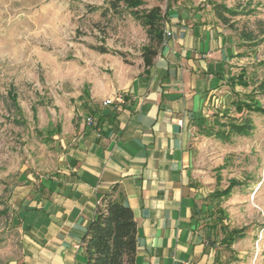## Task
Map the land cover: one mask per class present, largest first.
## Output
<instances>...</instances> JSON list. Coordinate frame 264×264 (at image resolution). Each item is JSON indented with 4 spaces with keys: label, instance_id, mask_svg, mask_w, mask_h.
Returning a JSON list of instances; mask_svg holds the SVG:
<instances>
[{
    "label": "crops",
    "instance_id": "obj_1",
    "mask_svg": "<svg viewBox=\"0 0 264 264\" xmlns=\"http://www.w3.org/2000/svg\"><path fill=\"white\" fill-rule=\"evenodd\" d=\"M188 1L168 5L170 35L150 66L100 54L77 97L61 99V120L47 131L49 168L30 169L9 194L22 244L14 264H84L83 233L113 184L137 224L135 264L221 261L222 236L210 226L215 209L194 173L192 143L234 100L239 86L231 90L227 79L238 51L226 26ZM108 99L113 104L103 105Z\"/></svg>",
    "mask_w": 264,
    "mask_h": 264
},
{
    "label": "rangeland",
    "instance_id": "obj_2",
    "mask_svg": "<svg viewBox=\"0 0 264 264\" xmlns=\"http://www.w3.org/2000/svg\"><path fill=\"white\" fill-rule=\"evenodd\" d=\"M104 1L0 0V200L9 210L0 217V264H14L22 255L20 232L11 221L9 194L30 169L42 173L49 168L54 157L47 131L61 120L60 101L76 98L91 69L97 71V67L91 66L100 63V53L90 45L103 44L123 52L127 64L140 60V48L147 42L145 32L127 11L103 17L88 10L89 5H101ZM219 1L188 3L204 4L211 14L209 3ZM144 2L145 7L159 4L165 11L167 4L173 5L176 0ZM224 2L232 7L248 0ZM249 3L256 11L235 17L236 25L252 30H257V25L264 28V0ZM226 29L237 51L245 52L234 60L239 64L235 65L236 73L240 68L251 71L258 61L264 60V43L255 48L242 46L237 35ZM262 72L263 68H258L259 78ZM9 88L16 95L20 112L7 97ZM251 90V86H239L236 93H231L236 99L256 94ZM253 98L258 106H264L263 95ZM231 104L219 112L228 109L230 116L238 118ZM31 106L36 108V120L32 119ZM53 108L57 109L58 118L54 117ZM19 114L24 125L12 121ZM251 117L254 129L248 136L222 142L198 134L192 143L194 173L207 194L224 189L230 180L239 182L229 197L217 204L209 200L211 212L218 205L223 210V223L229 229L243 228L245 233L243 239L234 242L231 252L218 245L219 264H264V117L258 114ZM216 235L217 240L222 236L218 229Z\"/></svg>",
    "mask_w": 264,
    "mask_h": 264
},
{
    "label": "trees",
    "instance_id": "obj_3",
    "mask_svg": "<svg viewBox=\"0 0 264 264\" xmlns=\"http://www.w3.org/2000/svg\"><path fill=\"white\" fill-rule=\"evenodd\" d=\"M247 3L238 2L235 6H227L224 0L211 2V10L218 22L233 31L242 42V46L255 48L264 43V28L257 25V30L238 28L236 25L237 16L253 14L256 10ZM166 10L163 11L159 4L145 7L144 0H105L101 5H89L88 10L99 12L103 17L119 15L123 11L135 20L145 32L147 42L140 48V59L145 67L152 64L158 54L159 48L164 42V26ZM260 23V21H258ZM90 48L100 54L110 53L120 56L125 63H128L125 54L117 50H111L103 44L90 45ZM245 52H237L235 57H243ZM258 68H263L262 77L259 78ZM231 90L235 86L242 88L252 87V96L244 95L232 101L231 106L239 115L238 118L230 116L228 109L214 113L210 124L201 127L200 133L206 138H215L222 142H230L236 136H248L252 133L254 126L252 114L264 117V106H258L255 100L256 95L264 96V60L258 61L255 67L248 71L240 68L239 71L227 79ZM83 95L86 90H83ZM236 93V92H234ZM236 95V94H235ZM11 104L17 112H20L16 101V95L12 88L7 92ZM221 109V108H220ZM219 109V110H220ZM32 118L35 120V108L32 106ZM13 123L24 125L21 118H13ZM239 182L230 180L228 185L221 190H214L209 197L215 204L230 196L234 187ZM0 217L8 214V208L0 200ZM224 212L219 207L210 220V226L217 228L222 235L220 243L227 249L238 239H243L245 233L243 228L229 229L223 223ZM81 246L85 254L84 264H135L137 249V224L132 209L121 200V192L118 184H113L103 193L96 205L94 217L89 221L81 239Z\"/></svg>",
    "mask_w": 264,
    "mask_h": 264
},
{
    "label": "built area",
    "instance_id": "obj_4",
    "mask_svg": "<svg viewBox=\"0 0 264 264\" xmlns=\"http://www.w3.org/2000/svg\"><path fill=\"white\" fill-rule=\"evenodd\" d=\"M163 35H164V39H165L166 37H168L170 35V32L167 31L166 29H164ZM119 100H120V102H123L122 97H119ZM102 103H103V105H112L113 104V100H109V99L108 100H104ZM86 121L88 123H90L92 121V119L91 118H87ZM181 264H190V263L186 261V262H181Z\"/></svg>",
    "mask_w": 264,
    "mask_h": 264
}]
</instances>
